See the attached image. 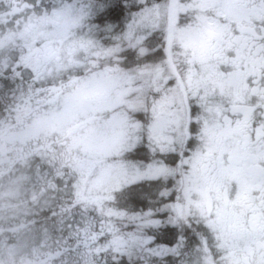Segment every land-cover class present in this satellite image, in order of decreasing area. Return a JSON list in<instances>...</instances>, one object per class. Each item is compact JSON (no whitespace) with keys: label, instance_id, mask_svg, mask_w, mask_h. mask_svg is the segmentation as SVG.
<instances>
[{"label":"snow or ice","instance_id":"1","mask_svg":"<svg viewBox=\"0 0 264 264\" xmlns=\"http://www.w3.org/2000/svg\"><path fill=\"white\" fill-rule=\"evenodd\" d=\"M0 264H264V0H0Z\"/></svg>","mask_w":264,"mask_h":264},{"label":"flooded vegetation","instance_id":"2","mask_svg":"<svg viewBox=\"0 0 264 264\" xmlns=\"http://www.w3.org/2000/svg\"><path fill=\"white\" fill-rule=\"evenodd\" d=\"M16 223L17 221L13 219L11 215L0 213V240H3L8 245H12L13 242H15V232L13 231V228ZM20 262L21 257L18 255L17 264H20Z\"/></svg>","mask_w":264,"mask_h":264},{"label":"rangeland","instance_id":"3","mask_svg":"<svg viewBox=\"0 0 264 264\" xmlns=\"http://www.w3.org/2000/svg\"><path fill=\"white\" fill-rule=\"evenodd\" d=\"M11 239V238H10ZM13 244H15V242H13ZM12 244V245H13ZM18 255H20V257H21V262H20V264H25V253H24V251H22V250H20V251H18ZM17 255V256H18Z\"/></svg>","mask_w":264,"mask_h":264}]
</instances>
